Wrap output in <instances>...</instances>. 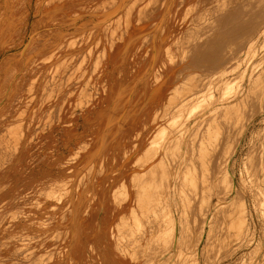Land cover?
<instances>
[{"label": "bare ground", "instance_id": "6f19581e", "mask_svg": "<svg viewBox=\"0 0 264 264\" xmlns=\"http://www.w3.org/2000/svg\"><path fill=\"white\" fill-rule=\"evenodd\" d=\"M172 1L164 4L163 11L167 15L168 13L173 14L172 11L177 8V5H170ZM201 1L206 3V8L210 10L213 7L212 4L221 5L227 0ZM240 1L243 0H237L233 4L229 2L228 5L221 7L218 5L216 11H210L211 14L201 23L200 28L187 30V33L192 36L186 38V44L175 45L172 54H164V46L160 50L162 53H156L159 50L155 52L153 49V37L157 31L159 32L165 13L160 15V18L158 17L159 20L154 26L152 22L153 28L147 31L154 35L149 45L150 54L135 82L137 85L143 84L146 88L145 99L147 101L153 100L159 105L154 109L153 121L149 125L150 130L153 126L159 135L154 141V146L148 147L154 152V157L148 161L147 165L157 163L163 166L166 172L165 187L162 189L163 196L157 202V210L164 208L166 214L160 217V220L155 216L157 219L152 221L153 236L149 237L147 234V228L150 225L147 220L148 206L144 207L147 199L136 198L137 193L132 188V181L130 178L124 179L131 173L129 166L127 171L125 167L129 164L133 154L141 147L145 133L143 131L138 132L140 138L136 144V150L125 156L121 163L122 170L114 174V176L118 175V182L126 188L127 197L123 198L120 209L124 214L131 213L132 218L123 222L120 220L123 213L114 210L115 205L121 203L122 198L112 195L115 194L111 191L113 184L107 183L106 180L109 174L107 172V152L109 140L118 138L116 137L118 133L109 138L108 131L111 125L115 126L122 119L118 118L121 110L119 101H113L107 105L108 109L104 107L95 112L96 118L91 122L90 131H94L96 137L91 138L89 135L88 142L75 151L73 160L67 161V165L60 166L58 176L54 177L57 180L45 178L46 183L39 189L42 190L41 197L21 207L22 212L19 214L21 218L16 225L18 229L15 235L16 237L22 235L23 239L18 237V242L14 246L16 259L14 264H73L74 262L77 264L80 260V253L86 256L82 264H138L142 259H139L140 255L150 252L156 246L159 241L157 235L161 228H164L166 232V244L167 248H170L167 251L169 260L162 255L150 264H163L164 262L180 264L179 261L184 260L185 257H193L198 252L200 249L198 245L204 235L206 236L215 217L220 214L228 215V206L235 200H240L243 206L242 211L246 213L243 197L251 192L256 200L255 205H259L256 207L257 210L261 211V216L264 217V118H261L262 123L259 124L260 128L255 137L252 136L248 140L238 178L235 179L230 172L233 158L242 142L246 140L245 135L250 128L249 125L256 120V117L264 115V0H255L253 5H237ZM248 1L251 3L253 0ZM25 23L26 19L22 21V24ZM92 23L90 20L79 25L72 20L68 27L62 26L64 24L43 27V25L32 23L23 48L0 61V114L5 112L3 110L7 104L23 98L17 96V89L25 78L30 59L28 54L35 49L36 42L43 38L44 31H51L45 38L47 43L40 44V48L37 45L39 49L37 48L36 53L33 51L35 54L30 53V55L34 54L32 58L34 57L35 78L39 79L47 70L51 71V74L56 72L62 57L66 53L75 51L71 48L62 51L58 46V41H61L67 34L74 33L86 24ZM22 24L16 25L14 21H9V28L18 33ZM141 31L142 28H135L130 32L140 33ZM129 43H131L130 39L126 40L123 47ZM259 50L261 52L258 54ZM164 55H167L168 59H165ZM155 74L156 77H154ZM151 77L154 78V83L150 82ZM45 80L47 81L48 77ZM150 85L155 87L152 88ZM46 87L48 88L49 85ZM133 89L134 87H131L128 91ZM120 97L126 99L131 95H124L122 91H119L113 99ZM29 106L30 102L24 109L29 111ZM143 109L141 106L137 111L142 112ZM139 112L135 115H139ZM19 113L22 112L19 110ZM4 116L7 115L4 114ZM21 126L20 124L19 127ZM199 129H201L200 133H198ZM16 134L19 135V133ZM22 134L23 132H20V137ZM123 134V131L119 134L120 138ZM190 136H193V140L188 139ZM194 141L197 143L194 144ZM185 146L188 147L189 156ZM172 147L176 149V155L172 153L175 157L169 153ZM189 163L192 164L191 168H195L192 170L195 178L191 176L190 179H196L193 185L197 184L195 187L191 183L192 188L198 189L190 208L193 206L197 208L199 201L207 198L202 210L204 212L202 218L193 223L187 218L182 225L181 215L184 214V207L181 201L179 202L175 187L177 180L179 182L180 169L185 168ZM185 174L188 177L187 173ZM100 179L102 183L106 182V186L97 188L101 184L98 183ZM222 183L226 187L221 190ZM78 185L79 189H77ZM223 191L230 194L229 200L219 197ZM139 201H142L140 210ZM195 227L198 229L197 234H192L190 238L191 243L196 244L197 248L185 251L182 247L187 239L190 240L186 237L189 236V230L193 231ZM141 230L142 235L139 237ZM88 237L93 239L90 245L83 243ZM225 238L227 240L226 236L219 238V241ZM225 247L227 248L228 245L223 246ZM257 247L264 257V245L260 244ZM23 250L24 255L20 257ZM44 258L45 261H41ZM256 261L254 259L252 264ZM260 264H264L263 259Z\"/></svg>", "mask_w": 264, "mask_h": 264}, {"label": "rangeland", "instance_id": "374dc122", "mask_svg": "<svg viewBox=\"0 0 264 264\" xmlns=\"http://www.w3.org/2000/svg\"><path fill=\"white\" fill-rule=\"evenodd\" d=\"M167 1L170 0H165V2L164 0H0V61L23 48L32 23L39 26L43 25V27L61 26L62 24H64L62 26L68 27L72 20L79 25L90 20L93 22L89 25L86 24L74 33L67 34L61 41H58V46L62 51L69 48L75 49V51L65 52L66 55L62 57L60 66L58 65L59 69L52 74L51 71L47 70L44 73L46 75L43 74L39 79L35 78L34 57L32 58V54L33 51L35 53L38 51V46L40 48L41 45L47 43L45 38L51 31H44L41 39L43 41L38 40L35 49L33 47L34 50L31 51L33 53L28 54L30 59L25 78L17 89V96H22L24 99L21 98L20 100L19 98L17 102L7 104L3 110L5 111L2 113L3 116L0 114V264H14L16 260L14 246L18 242V237L23 239L22 235L17 237L15 235V231L18 229L16 225L21 218L19 215L22 212L21 207L24 204L28 205L33 202L37 197H41L42 190L39 189L43 184L47 180H57L54 177L58 176L60 166L67 165V161L73 160L75 151L88 142L89 135H91V138L96 137L95 132L90 131L91 122L96 118L95 112L104 107L108 109L107 105L113 103V101H119L120 115L122 116V118L120 115L118 117L122 121L118 119L120 122L116 123L119 127L116 124L115 126L111 125L113 130L110 128L108 131L109 138L118 133V136L116 135L118 138L109 140L107 152V172L109 174L106 176V180L107 183L113 184L111 191L115 194L112 195L122 198L121 203H117L118 205H115L114 210L118 212L122 210L120 205H122L123 198L127 195L125 186L118 182V175L114 176V174H118L122 170L121 163L125 156L136 150V144L140 138L138 132L143 131L145 133L144 138L142 137L141 147L133 154L129 164L125 167L127 171L129 166L131 173L124 179L128 180L130 178L132 181V188L137 193L135 194L136 198L147 199V202H144L146 203L144 207L148 206L147 220L150 224L147 228V234L149 237L153 236L151 232L152 221L157 218L160 220V217L166 214L164 208H161L162 211L157 210V202L162 198V189L165 187V168L157 163L147 165L148 161L154 157V152L149 150L148 147L154 146V141L157 140L159 135V132L154 130L153 126H151V130L149 127L153 121V111L159 105L153 100L147 101L145 99L146 88L141 83L137 85L135 79L138 78L140 71L145 67L150 54L149 45L154 35L149 34L148 30L153 28L160 15H164V4ZM173 1L170 5H177V8L172 11L173 14L168 13L167 15L165 13L164 22L160 26L159 32L157 31V35L155 34L153 37V49L155 52L159 50L156 53H160L162 46H164L163 53L172 54L175 45L182 46L186 44V38L192 36L187 33V30L189 28H200L201 23L206 20L211 12L216 11L219 5L212 4L213 7L209 10V8H206L207 4L201 0ZM236 1L227 0L219 6L228 5L229 2L233 4ZM254 3L255 0L251 3L248 0H243L237 5H253ZM36 8H38V11H36ZM24 19H26L27 24H22ZM70 19H72L71 22H69ZM9 21H14L16 25H23L18 33L9 28ZM152 22H154L153 26H151ZM135 28H142V31L140 33L130 32ZM161 34L163 37H161ZM129 39L131 43L123 47L125 41ZM260 52L259 50L258 54ZM164 57L168 59L167 55H164ZM47 77L48 80L46 81ZM154 77H156V74ZM153 79L151 77V83L155 82ZM131 87H134V89L129 92L128 90ZM150 87L154 88L155 86L150 85ZM30 89L32 90L30 91ZM119 91H122L124 95L130 94L131 97L113 99ZM29 102L28 111L24 108ZM141 106L144 108L142 112L137 111ZM19 110L22 113H19ZM138 112L139 115H135ZM4 114L7 116L5 117ZM261 118L263 119L264 115L256 117V120L249 125L250 128H248L249 130L245 135L246 140L240 145L230 165V172L235 179L239 176L243 152L246 151L248 140L252 136L255 137L257 131H259V124L262 123ZM131 121L133 122L131 123ZM18 124L22 126L16 127ZM129 125H131V129H129ZM200 130L198 133L201 132ZM119 131L124 133L122 138L119 136ZM20 132H23L21 137ZM16 133H19V135ZM17 137L19 142H17ZM188 139L193 140V136ZM195 143L197 142L194 141ZM174 148L169 149V153L176 155V149ZM184 148L188 155V147L185 146ZM173 154L172 156L175 157ZM189 164L185 166L187 169L184 167V170L180 169L179 182L177 180L175 187L179 202L181 201L184 207V214L181 215L182 225H184L187 218L191 223L202 218L204 214L202 210L207 198H202L197 208L195 206L190 208L198 189L195 188L197 184L193 185L196 179H190L191 176L195 178V174L192 173L195 168H191L192 164ZM188 167H190V171ZM121 180L123 179L121 178ZM98 181L101 184L97 188L106 186V182L102 183V179ZM115 181L116 183H113ZM191 183L195 187L192 188ZM225 187L224 183L220 185L221 190ZM77 189H79V185ZM193 189L196 193L193 192ZM229 195L228 192L223 191L219 197L229 200L231 198ZM243 199L246 205V213L242 211L243 206L240 200H235L228 206V215L222 216L223 214H220L215 217L206 236L204 235L200 245H198L200 246L198 252L193 257H185L184 260L179 261L180 264H248L249 262L252 264L254 259L257 260L254 264H260L262 259L264 260L262 254H260L261 251L257 247L260 244L264 245V217L261 216V211L257 210L256 207L259 205H255L256 200L251 192L245 195ZM141 205L142 201H139V210ZM188 208L190 209L188 210ZM154 212L157 214L155 215ZM122 213V216H120L122 219L120 218V220L123 222L132 218L131 213ZM137 217L139 218V214ZM182 225L181 230L183 229ZM142 230L139 237L142 235ZM197 231V227L193 231L189 230V236L187 235L186 238L196 235ZM157 236L159 241L156 246L150 252L140 255L139 259H142L138 264H150L162 255H165L163 257L169 260L167 251L170 248H167L164 228H161ZM226 236L227 240L225 238L223 241H219V238ZM92 242L91 237L83 241L86 245H90ZM191 242V238L190 240L187 239L182 248L185 251L196 249V244ZM226 244L228 247L223 248ZM75 248L79 252L78 247ZM20 255V257L24 255V250ZM84 260H86V256L80 253V260L77 264H82ZM41 261H45V258ZM73 264H76V262ZM163 264H166V262Z\"/></svg>", "mask_w": 264, "mask_h": 264}]
</instances>
